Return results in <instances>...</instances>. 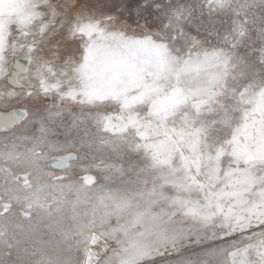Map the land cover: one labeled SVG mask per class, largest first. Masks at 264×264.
Masks as SVG:
<instances>
[{
	"label": "snow or ice",
	"instance_id": "snow-or-ice-1",
	"mask_svg": "<svg viewBox=\"0 0 264 264\" xmlns=\"http://www.w3.org/2000/svg\"><path fill=\"white\" fill-rule=\"evenodd\" d=\"M0 264H264V0H0Z\"/></svg>",
	"mask_w": 264,
	"mask_h": 264
},
{
	"label": "rangeland",
	"instance_id": "rangeland-1",
	"mask_svg": "<svg viewBox=\"0 0 264 264\" xmlns=\"http://www.w3.org/2000/svg\"><path fill=\"white\" fill-rule=\"evenodd\" d=\"M3 109L2 108H0V111H2Z\"/></svg>",
	"mask_w": 264,
	"mask_h": 264
}]
</instances>
